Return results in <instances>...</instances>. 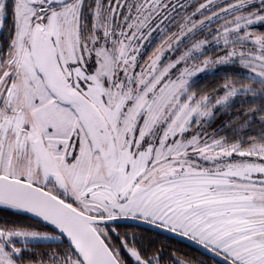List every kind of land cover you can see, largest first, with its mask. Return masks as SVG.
<instances>
[{"label":"snow or ice","instance_id":"6c2138e0","mask_svg":"<svg viewBox=\"0 0 264 264\" xmlns=\"http://www.w3.org/2000/svg\"><path fill=\"white\" fill-rule=\"evenodd\" d=\"M0 264H264V0H0Z\"/></svg>","mask_w":264,"mask_h":264}]
</instances>
